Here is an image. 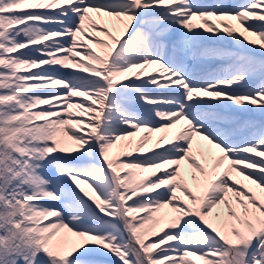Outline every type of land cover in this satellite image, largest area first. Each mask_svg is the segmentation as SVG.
Masks as SVG:
<instances>
[{"label":"snow or ice","instance_id":"snow-or-ice-1","mask_svg":"<svg viewBox=\"0 0 264 264\" xmlns=\"http://www.w3.org/2000/svg\"><path fill=\"white\" fill-rule=\"evenodd\" d=\"M0 264H264V0H0Z\"/></svg>","mask_w":264,"mask_h":264}]
</instances>
